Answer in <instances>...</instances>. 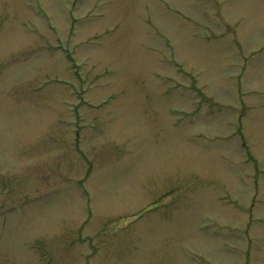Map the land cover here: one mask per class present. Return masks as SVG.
<instances>
[{
    "label": "rangeland",
    "instance_id": "obj_1",
    "mask_svg": "<svg viewBox=\"0 0 264 264\" xmlns=\"http://www.w3.org/2000/svg\"><path fill=\"white\" fill-rule=\"evenodd\" d=\"M0 264H264V0H0Z\"/></svg>",
    "mask_w": 264,
    "mask_h": 264
}]
</instances>
